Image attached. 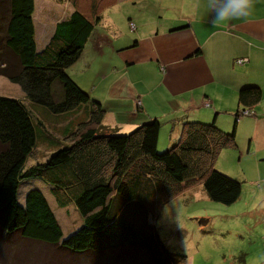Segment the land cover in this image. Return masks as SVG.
I'll list each match as a JSON object with an SVG mask.
<instances>
[{
  "label": "trees",
  "instance_id": "trees-1",
  "mask_svg": "<svg viewBox=\"0 0 264 264\" xmlns=\"http://www.w3.org/2000/svg\"><path fill=\"white\" fill-rule=\"evenodd\" d=\"M71 2L74 11L39 49L36 0H0V77L24 93V99L0 96V232L15 243L48 249L42 256L47 264L55 261V253L100 258L137 250L147 264H179L183 256L167 248L149 216L155 219L162 207L198 187L213 202L238 203L244 183L216 168L224 151L239 148L237 131L188 121L180 137L164 148L158 118L129 134H100L107 112L70 70L83 63L102 10L117 0H91L90 11L77 6L82 0ZM129 27L136 32L134 22ZM238 97L236 123L256 116L252 109L262 101V89L245 87ZM141 108L140 102L138 112ZM33 179L48 185L60 208L76 206L81 229L64 239L40 190H30L20 204L23 182ZM28 258L23 257L24 264Z\"/></svg>",
  "mask_w": 264,
  "mask_h": 264
},
{
  "label": "crops",
  "instance_id": "crops-1",
  "mask_svg": "<svg viewBox=\"0 0 264 264\" xmlns=\"http://www.w3.org/2000/svg\"><path fill=\"white\" fill-rule=\"evenodd\" d=\"M123 1L129 0L114 5ZM138 4L151 5L150 0H137ZM158 4L166 15L155 25H146L148 15L130 17L136 32L104 17L102 22L107 24L99 28L101 22L96 27L83 63L72 68L75 80L81 86L86 84L107 112L99 132L129 133L146 120L158 118L164 127L160 146L164 148L180 137L188 121L215 123L226 132L236 129L237 153L246 162L238 170L233 164L217 168L244 183L243 196L245 186L253 189L251 206L260 207V222L264 224V0H254L251 15L218 26L212 23L207 0H158ZM73 7L71 0H36L39 49L49 43L57 24L71 15ZM91 59L108 62L103 61L101 68L92 72ZM239 60L243 63H237ZM110 72L113 82L100 91ZM251 86L263 92L262 101L252 109L256 116L236 123L239 92ZM109 98L125 103V110L109 106ZM124 113L127 116L122 119Z\"/></svg>",
  "mask_w": 264,
  "mask_h": 264
},
{
  "label": "rangeland",
  "instance_id": "rangeland-1",
  "mask_svg": "<svg viewBox=\"0 0 264 264\" xmlns=\"http://www.w3.org/2000/svg\"><path fill=\"white\" fill-rule=\"evenodd\" d=\"M89 1L91 0H82L83 3L78 2L77 6L80 10L87 8V11H90ZM150 4L147 7H142L139 4L137 6V0L123 1L118 6L108 5L102 10V14L105 20L113 19L116 25L121 24L126 27V31H130L129 19L132 15L133 17H136L137 14L148 15L147 26L155 25L164 14L166 15L165 11L160 10L158 0H150ZM165 7H168L167 4ZM105 20L98 26L99 28L106 26ZM99 32L97 31V34ZM103 61L107 63L108 59H99V61L91 59L89 63H91L92 72L98 71ZM70 73L77 76L73 69L70 70ZM90 73L91 71L87 76ZM111 74L112 72L100 87V91L102 87L107 89L106 85L113 82L114 78ZM86 87H88L86 84L82 86L83 89L87 90ZM104 92L106 93V90ZM0 96L24 99L21 87L11 83L5 77H0ZM106 100H110L109 106H118L120 109L123 106V111L126 108V104L123 102H117L110 98ZM126 116L124 113L122 119ZM45 123L47 125V122ZM121 132L122 135L123 133H131ZM58 137L62 140L60 136ZM40 154L41 152L39 157L42 156ZM218 162L217 167L220 164L225 166L233 164L238 170L240 167L242 169L246 160L245 157L242 158V161L240 160L237 150H226L220 155ZM230 175L234 176L232 173ZM32 189L40 190L45 194L63 229L64 239L81 229L83 218L76 206L72 203L65 209L60 208L48 185L39 179L23 182L19 192L20 204H25L26 195ZM261 189L264 190V185ZM244 192L245 195L242 194L238 203L225 206L210 200L203 187H198L193 191L184 192L162 207L155 219L150 215L149 223L153 225L170 251L183 256L179 264H264V224L260 222V207L253 208L251 206L253 189L250 186H245ZM257 193L260 194L262 191ZM22 248L26 250L24 255ZM47 252L50 251L41 245L23 241L15 243L12 240H7L6 236L0 232V264H24L23 257L25 256H30L28 264H47V262L42 261V256H45ZM54 255L51 258H54L55 261H48V264H147V259L139 250L118 255L113 253L110 256L100 258L59 253ZM121 257H126L125 259L128 260L123 262L124 258Z\"/></svg>",
  "mask_w": 264,
  "mask_h": 264
},
{
  "label": "clouds",
  "instance_id": "clouds-1",
  "mask_svg": "<svg viewBox=\"0 0 264 264\" xmlns=\"http://www.w3.org/2000/svg\"><path fill=\"white\" fill-rule=\"evenodd\" d=\"M253 6L254 0H207V7L213 14L214 26L223 21L251 15Z\"/></svg>",
  "mask_w": 264,
  "mask_h": 264
},
{
  "label": "built area",
  "instance_id": "built-area-1",
  "mask_svg": "<svg viewBox=\"0 0 264 264\" xmlns=\"http://www.w3.org/2000/svg\"><path fill=\"white\" fill-rule=\"evenodd\" d=\"M238 63H239V64H242V63H243V61H239ZM139 103H140V102H139Z\"/></svg>",
  "mask_w": 264,
  "mask_h": 264
}]
</instances>
